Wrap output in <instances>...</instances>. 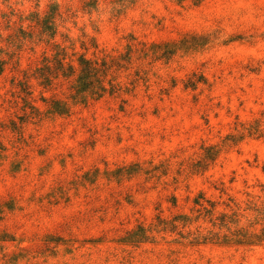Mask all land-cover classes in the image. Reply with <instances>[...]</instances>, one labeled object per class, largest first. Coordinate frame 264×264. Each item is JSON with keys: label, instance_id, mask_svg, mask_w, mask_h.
Instances as JSON below:
<instances>
[{"label": "rangeland", "instance_id": "rangeland-1", "mask_svg": "<svg viewBox=\"0 0 264 264\" xmlns=\"http://www.w3.org/2000/svg\"><path fill=\"white\" fill-rule=\"evenodd\" d=\"M0 264H264V0H0Z\"/></svg>", "mask_w": 264, "mask_h": 264}, {"label": "trees", "instance_id": "trees-1", "mask_svg": "<svg viewBox=\"0 0 264 264\" xmlns=\"http://www.w3.org/2000/svg\"><path fill=\"white\" fill-rule=\"evenodd\" d=\"M172 1H174V2H183L185 0H172ZM58 65H60V67H59V69H60L62 67L61 66L62 64L61 63H58ZM70 70H71V68H70ZM85 71L92 73L94 71V69L92 67H87ZM44 77H46L45 78L46 81H48V82L52 81V80H50L49 76H44ZM27 89H29V88H26V90ZM249 131H250L251 134L261 133V122H256V125H254L252 128H250ZM214 155H215L214 153L213 154L211 153V156L209 155V156H207V158L208 157H212L213 158Z\"/></svg>", "mask_w": 264, "mask_h": 264}]
</instances>
